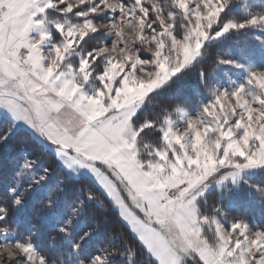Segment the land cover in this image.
<instances>
[{"label": "snow or ice", "instance_id": "6c2138e0", "mask_svg": "<svg viewBox=\"0 0 264 264\" xmlns=\"http://www.w3.org/2000/svg\"><path fill=\"white\" fill-rule=\"evenodd\" d=\"M0 264H264V0H0Z\"/></svg>", "mask_w": 264, "mask_h": 264}, {"label": "trees", "instance_id": "16d2710c", "mask_svg": "<svg viewBox=\"0 0 264 264\" xmlns=\"http://www.w3.org/2000/svg\"><path fill=\"white\" fill-rule=\"evenodd\" d=\"M251 2L258 3L259 0H251ZM255 43L256 42L253 40L251 35L236 36L230 39L224 45H218L216 49H213V54H216L217 51H219L220 54H224V52L228 51L232 52L233 54L244 55L246 53V50L251 49L252 45H254ZM204 64L206 67H209L211 65V59L209 58L208 60H206ZM197 67H199V65ZM195 85L196 77L195 70H193V73L187 81V87L193 88L195 87ZM37 154L39 155V153ZM42 159L44 162H48L49 158L47 156H44ZM73 184L76 187H80L81 184L87 186L89 184V181H73ZM253 207L256 211H259L260 205L258 202H253ZM98 215L105 217L108 222L106 226L109 228V230L116 229L120 231L124 235L125 240H128L130 238V234L125 231L121 223L118 221L117 217L112 212H105L103 209H98ZM137 260L139 261L140 258L138 257Z\"/></svg>", "mask_w": 264, "mask_h": 264}]
</instances>
